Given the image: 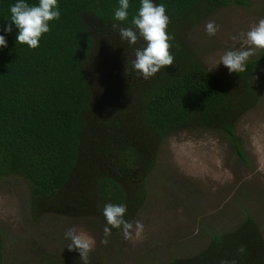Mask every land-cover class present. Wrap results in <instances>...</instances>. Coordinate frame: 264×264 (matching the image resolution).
<instances>
[{"label":"trees","instance_id":"trees-1","mask_svg":"<svg viewBox=\"0 0 264 264\" xmlns=\"http://www.w3.org/2000/svg\"><path fill=\"white\" fill-rule=\"evenodd\" d=\"M17 0H0V179L22 176L34 216L50 206L70 215L125 204V220L142 204L146 175L170 133L214 129L244 159L235 125L264 91V50L243 72L209 71L184 41L188 25L213 10L246 0H153L170 22L173 64L144 79L132 69L134 49L112 24L131 27L141 0H129L128 18L114 20L119 0H57L59 19L48 21L39 46L18 43L10 20ZM38 6L39 0H25ZM11 32H4L6 25ZM126 52V54H124ZM45 205V206H44ZM111 227V226H109ZM0 229V259L2 257ZM264 264L260 229L251 216L226 232L209 234L194 255L165 264Z\"/></svg>","mask_w":264,"mask_h":264},{"label":"rangeland","instance_id":"rangeland-1","mask_svg":"<svg viewBox=\"0 0 264 264\" xmlns=\"http://www.w3.org/2000/svg\"><path fill=\"white\" fill-rule=\"evenodd\" d=\"M260 19L264 0L230 2L188 25L184 41L210 70L226 51L248 48L239 36ZM209 21L219 25L214 36L205 32ZM263 50L254 49L249 58ZM210 71L228 68L221 62ZM259 77L264 82V62ZM235 133L244 159L214 129H183L160 142L145 178L144 200L127 220L144 226L134 240L112 228L108 243H101L106 224L96 213L70 215L47 206L34 216L28 182L17 174L1 178L0 264H83L79 252L67 248L71 241L65 232L71 227L96 241L88 264H165L196 254L209 234L230 231L248 215L258 225L264 247V91L259 102L239 117Z\"/></svg>","mask_w":264,"mask_h":264},{"label":"clouds","instance_id":"clouds-1","mask_svg":"<svg viewBox=\"0 0 264 264\" xmlns=\"http://www.w3.org/2000/svg\"><path fill=\"white\" fill-rule=\"evenodd\" d=\"M57 8V0H39L38 6H29L25 0H17L10 6V20L19 29L16 36L18 43H26L30 48L39 46V40L43 33L48 32V21L59 19L60 12ZM129 0H119V7L115 10L114 20L125 21L128 18L127 9ZM170 22L163 4H154L153 0H141L138 14L133 16L131 27H121L117 23L112 24L113 30L118 31L121 40L129 45H135L141 38L146 42V47L134 49V59L129 63L132 69L138 72L144 79L156 74L162 67L173 64L174 57L170 54L171 37L167 33ZM219 30V25L209 21L205 25V32L214 36ZM4 32H11L12 25H6ZM238 39L237 36L232 37ZM239 39L248 46L246 50H229L222 54L218 63H223L231 72L245 71V62L254 54V49H264V19H260L252 25L246 33H241ZM0 47H7L6 39L0 35ZM213 67V68H214ZM211 68V69H213ZM210 69V70H211ZM209 70V71H210ZM127 212L125 204L107 203L104 205L102 214L106 219L104 238L101 243L107 244V237L111 235L112 228H119L126 240L139 239L144 226L140 221L132 222L124 219ZM111 226V227H109ZM65 238L71 242L67 244L69 251L77 250L83 264H88V255L95 247L96 241L83 231H77L75 227L66 230ZM220 264H236L235 260L222 259Z\"/></svg>","mask_w":264,"mask_h":264}]
</instances>
